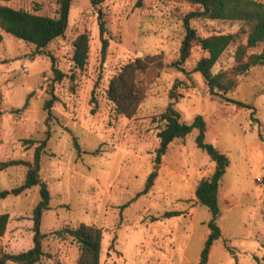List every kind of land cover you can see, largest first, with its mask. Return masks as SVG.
<instances>
[{
	"label": "rangeland",
	"instance_id": "374dc122",
	"mask_svg": "<svg viewBox=\"0 0 264 264\" xmlns=\"http://www.w3.org/2000/svg\"><path fill=\"white\" fill-rule=\"evenodd\" d=\"M0 5L49 17H57L59 9L57 0H0ZM194 8L177 0H99L96 6L89 0H72L64 35L45 49L66 75L56 83L48 56L2 33L0 162L31 161L34 146L26 147L23 140H41L50 131L40 160L39 176L47 184L50 202L41 219L46 237L37 264H75L77 244L53 232L79 223L102 229L99 264H199L211 215L196 203L194 190L211 175L214 163L196 147L197 130L172 142L156 162L157 133L163 127L159 116L169 104L181 122L202 116L204 141L229 160L218 193L216 224L221 236L210 247L205 264H256L254 256L264 258V141L259 138L264 136V65L238 76L235 89L222 97L210 96L201 75L193 72L197 60L206 56L198 46L191 48L181 66L184 71L173 67L184 36L182 17ZM99 22L108 42L104 60ZM191 26L204 37L235 33L240 24L200 19ZM81 33L88 36L89 54L84 68L78 69L71 57ZM236 47H227L212 74L235 64ZM262 49L259 44L248 54ZM154 54L162 55L165 66L147 81L145 98L127 119L106 98L108 79L132 59ZM50 90L57 101L47 125L43 103ZM30 93L28 106L15 113ZM152 172V188L135 199ZM25 173L23 166L0 171V191L21 185ZM38 201L37 186L0 199V214L9 216L0 237L4 252L17 254L32 247L31 218ZM166 212L179 215L160 218Z\"/></svg>",
	"mask_w": 264,
	"mask_h": 264
},
{
	"label": "trees",
	"instance_id": "16d2710c",
	"mask_svg": "<svg viewBox=\"0 0 264 264\" xmlns=\"http://www.w3.org/2000/svg\"><path fill=\"white\" fill-rule=\"evenodd\" d=\"M140 1V0H139ZM186 2L195 8L182 17L184 36L181 40L178 60L172 64L179 71L190 57L193 45L198 46L206 56L199 58L193 68L204 80L208 92L212 97H222L223 94L232 92L237 84V77L245 74L249 69L264 65V4L258 0H177ZM92 6H96L99 0H89ZM59 9L57 17H49L42 14H33L21 9H14L0 5V44L3 41L2 33L30 43L35 47V53L46 55L50 60L53 83L60 82L66 75L56 66V58L45 52L47 46L54 40L62 37L68 25V17L72 0H57ZM139 3V2H138ZM228 21L240 24L239 30L235 33L212 34L199 36L191 26L193 20ZM105 28L99 22V37L101 41V59L104 60L108 42L104 37ZM244 37V43L242 39ZM89 40L86 33L79 34L73 42V53L71 60L78 69H83L88 60ZM231 44H237L234 53L235 64L229 69L212 74V68L221 54ZM263 45L260 53L248 54L249 49ZM161 54L145 55L136 57L124 64L118 72L108 79L105 95L107 100L114 106L116 113L130 119L132 118L140 103L145 98L147 81L153 80L164 68ZM221 93V94H220ZM32 93L28 94L22 108L16 109L20 113L28 106ZM242 109H252L247 104L232 99H225ZM57 101L52 90L49 91V98L43 103V110L46 112V121L52 116L51 108ZM93 111V110H92ZM163 127L157 133L158 148L156 149L155 160L160 161V155L166 153L168 146L175 140H183L197 130L195 145L204 152L211 162L214 163V170L208 177L202 178L195 187L194 197L197 204L204 206L210 212L211 219L207 223L209 233L204 242L200 255L199 264H205L207 255L212 244L221 236V230L216 224L220 214L218 205V193L220 182L229 165L227 155L220 153L212 144L204 141L206 123L202 116L197 115L191 123H184L180 120V114L169 104L159 116ZM50 138V131L47 129L41 140L26 139L23 143L26 147H33L31 161L7 160L0 162V171L9 167L23 166L26 168L24 182L9 190L0 191V199L8 194L17 196L34 186L38 187L39 201L32 211V247L17 254L6 253L0 248V264H37L44 255L42 242L46 235L41 232V219L45 211L49 210L50 193L47 184L40 179V160L45 153L47 142ZM264 141V136L259 135ZM76 149L78 146L75 144ZM156 173L152 172L146 179L144 188L138 192L135 199L146 195L154 184ZM134 199V200H135ZM130 203V202H129ZM126 204V205H129ZM125 207V206H124ZM177 212H166L160 218L177 216ZM158 218H152L155 221ZM9 221L8 214H0V237L7 229ZM53 234L66 240L71 238L78 246V258L75 264H99L101 254V243L103 232L101 228L85 223H79L75 227H63L55 230ZM256 264H264V258L253 257Z\"/></svg>",
	"mask_w": 264,
	"mask_h": 264
}]
</instances>
